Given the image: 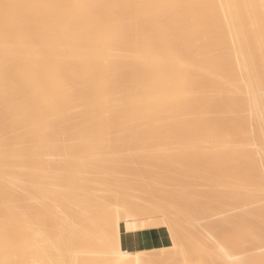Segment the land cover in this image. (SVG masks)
I'll list each match as a JSON object with an SVG mask.
<instances>
[{
  "label": "bare ground",
  "instance_id": "6f19581e",
  "mask_svg": "<svg viewBox=\"0 0 264 264\" xmlns=\"http://www.w3.org/2000/svg\"><path fill=\"white\" fill-rule=\"evenodd\" d=\"M121 224L191 231L196 264H264V0H0V243L21 259L54 233L55 264L186 252L178 233L167 255L123 248Z\"/></svg>",
  "mask_w": 264,
  "mask_h": 264
},
{
  "label": "rangeland",
  "instance_id": "374dc122",
  "mask_svg": "<svg viewBox=\"0 0 264 264\" xmlns=\"http://www.w3.org/2000/svg\"><path fill=\"white\" fill-rule=\"evenodd\" d=\"M199 221H203V220L200 219ZM199 224H200V223H198L197 220H196V222H195V226L197 225L196 227H198V228H199V226H200V229H203V230H204V231L202 230V231L204 232V233H203V232H202V233H203V234L206 233V236L208 235V236H209L208 238H211L210 240L208 239V241H210L211 244H213L212 242H214V248H215V245H216V246H219L218 248H220V244H219L220 242L217 241V240L214 238V236H213L212 234H210V233L213 232V230L210 229V230H208V232H207V230L204 229L206 226H204V228H203V226H201V224H200V225H199ZM121 225H122V224H121ZM186 225H187V224H186ZM191 225H192L193 227H192ZM191 225H190V226L187 225V226H189L191 229H192V228L194 229V227H195L194 224H191ZM183 226H184V225H183ZM163 227H165V226H163ZM189 227H188V228H189ZM166 228H167V227H166ZM182 228H183V227H182ZM190 228H189V229H190ZM198 228H195L194 230L197 232V231H198ZM207 228H208V227H207ZM207 228H206V229H207ZM167 229L169 230V232H170V234H171V237H173V235L176 234V233H178L177 235L179 236V233H181L180 231L174 233L175 231H177L176 228H175L176 230H172V229H170V228H167ZM179 229H181V228L178 227V230H179ZM184 229H187V228H184ZM184 229H182V230H184ZM196 229H197V230H196ZM208 229H209V228H208ZM194 230H193V231H194ZM211 230H212V231H211ZM171 231H173V232H171ZM188 231H189V230H188ZM199 231H200V230H199ZM216 231H217V230H215L214 232H216ZM182 232H187V230H184V231H182ZM189 232L191 233V231H189ZM189 232H188V234H186V233H185V234L189 236ZM197 233H198V232H197ZM199 233H200V232H199ZM199 233H198V234H199ZM207 233H208V234H207ZM216 233H218V232H216ZM195 234H196V233H195ZM210 235H211V237H210ZM17 236H18V235H17ZM182 236L184 237L185 235H182ZM182 236H181V237L179 236L180 239L177 237V239H178V241H179L178 244H179V247H180V248H181V247L183 248V247H185V246L182 244V242L186 241V243L184 242V244H186V248H185L184 250H183L182 248L180 249L181 251H184V252H185V250H186V252H185L184 254H182V257H181V254H178V252H177V256H175L177 260H173L171 263H170V262H168V263H169V264H172V263H173V264H177V263L179 262L178 264H182L181 261L183 260V261H182L183 264H188V262H189V263H192V264H196V263H193V262L187 260V258H188L187 256L192 257L191 254H193V253H192L193 249H192L191 247H188L189 241H190V242H191V241L193 242L195 239L192 240V238H193V237L191 238L192 234H191V236L189 237L191 240L186 239V238H188V236H187V237L185 236L186 238H184V239H185V240H184ZM193 236H194V235H193ZM195 236H196V235H195ZM195 236H194V237H195ZM206 236L204 237V235H202L201 238H202V239L207 238ZM216 236L219 237V235H216ZM51 237H52L53 239H51ZM54 237H55V236H54V233H51V235L49 236V239H47V240H49V243H50V245H52V246H49V243H48L47 240H44V241L41 242L40 247L42 248V254H39V253H40V248H39V247H35L34 249H32L33 252L30 251V253L32 252L31 254L28 252V250H30V249H27V253H29V254H27V253H26V254L29 255V256L31 255L30 259L28 258L29 256H28V257L25 256V255H26L25 253H23V254L21 253V254H22V256H20L21 259L16 258L17 260H19V262H17V260H16L15 258L13 259V257H16V256H13L14 254L12 255V253H11V255H10V249L13 251V249L15 248V246H16L17 244H16L15 246L13 245V246H14V247H13V246L10 244V242H9V244L11 245V247L9 248V251L7 250L6 247H4V248H5L7 251L2 247V246H6V245H8V247H9V244L7 243V242H8V240H7L8 238H7V239H6V242H4V241H5V240H4L2 243H0V244L2 245V246L0 245V247H2V249H4L3 251H5V254H8V257H10V258H8V257H6V258H8V259H10V260H9V261H7L8 259H5V260H4L5 256H4L3 258H1V257H0V258L3 259L2 261H4V262L6 261L7 264H13V263H12L13 261H14V264H15V263H16V264H21V263H20V260H22V257H23V258L25 257V258H24L25 260H24V259L22 260V261H23L22 264H42V263H44V264H55V263H56V258H55L56 255H55V253H54V252H55V245L53 244V242H54L53 240H55ZM16 239H17V243H18V245H20V243L18 242V240H19V236L16 237ZM174 239H175V237H174ZM174 239L172 240L173 242H174ZM198 239H200V236H199V235H198ZM180 240H181V241H180ZM183 240H184V241H183ZM212 240H213V241H212ZM1 241H2V240H1ZM1 241H0V242H1ZM196 241H197V245H198V242H199V243H202V244H200V248H199V245L197 246L198 249H195V247H194L195 252H196L197 250L199 251V249L202 248V245H203L204 247H205V245H206V242H201V241H204V240H201V239H200V240L198 241V240H197V237H196ZM196 241H194V243H195ZM205 241H206V240H205ZM208 241H207V242H208ZM211 241H212V242H211ZM216 241L219 242V243H217ZM46 242H47V243H46ZM173 242H171V244H170L171 247H170V246H169V247H168V246H167V247H164V248H166L167 250L170 248L169 250H171V253H172V249L174 250V247H173V246L175 245V244L172 245ZM192 242H191V243H192ZM54 243H55V242H54ZM203 243H204V244H203ZM43 244H44V245H43ZM24 245H25V244H24ZM45 245H46V246H45ZM47 245H48V247H47ZM180 245H181V246H180ZM190 245H192V244H190ZM195 245H196V244H195ZM195 245H192V246H195ZM209 245H210V244H209ZM22 246H23V245H22ZM37 246H38V245H37ZM66 246H67V247H65V249L68 250L69 247H68V245H66ZM210 246H211V245H210ZM12 247H13V248H12ZM25 247H27V245H26ZM31 247H32V246H31ZM49 247H50L51 249H50ZM53 247H54V250H53ZM97 247H99L98 250H96ZM97 247L95 246L96 249H95L94 247H92V248L90 247V251H91V249H92V251H93V249H95L96 251H99V250H100L99 252H101L102 249H101L100 247H102V246H98V245H97ZM207 247H208V246H207ZM207 247L205 248L206 250H207ZM211 247H212V246H211ZM16 248H18V247H16ZM19 248H20V247H19ZM87 248H88V247H86V249H87ZM160 248H161V247H160ZM164 248H161V249L158 248L157 251H156V249H153V247H150V248H143V249H138V250H131V251H133V252H139V251H143V250H145V251H150V250H151L152 253L159 254V251L161 250V251H160L161 254H162V252H163V253L165 252V254H166L167 250L164 249ZM171 248H172V249H171ZM188 248H191V249H190V252H189V253H191V254H187V253H188L187 251H189ZM212 248H213V247H212ZM212 248H211V249L209 248L210 251H209V249H208V251L202 250L203 253L206 252L207 255L210 254L211 257H210V256L207 257V256H205V253H204V256L207 257L208 259H209V257H210V259L213 258L212 255H214V253H213L212 251H213L214 248H213V249H212ZM216 248H217V247H216ZM218 248H217V250L214 249V251H217L218 254H219V249H218ZM0 249H1V248H0ZM24 249H25V248H24ZM45 249H46V250H45ZM47 249H48V251H47ZM49 249H50V250H49ZM79 249H80V248H79ZM202 249H204V248H202ZM14 250L16 251V249H14ZM80 250H81V249H80ZM80 250H79L80 256H79V253H77L78 250H76L75 254L77 253V255H75V257L78 258V259L81 258V259H79L78 261L80 262V260H81V263H80V264H82V257H81V255H82L83 253H85L84 251H86V252L89 253V250H85V249H83L84 251H81L82 253L80 252ZM95 250L93 251V253H94L95 255L91 254L92 251H91V253H89L90 256L94 257L93 260H91L92 258H91L90 260L93 261L94 264H95V263H96V264H98V263H99V264H101V263L104 264V263H105V262H104L105 259L103 258V257H104V255H102L103 253L101 252V257H102V259H104V260H102L103 262H102V261H99V262H98V260L100 259V257H98V255H99L100 253L98 252V253H99V254H98L97 252H95ZM154 250H155L156 252H155ZM163 250H164V251H163ZM180 250H178V251L181 252ZM3 251H2V253H3ZM15 251H14V252H15ZM17 251H18V250H17ZM23 251H24V250H23ZM43 251H44V252H43ZM52 251H54V252H52ZM151 251H150V252H151ZM198 251H197V252H198ZM200 251H201V250H200ZM20 252H22V251H20ZM25 252H26V250H25ZM47 252H48V253H47ZM50 252H51V254H49ZM67 252H68L67 257H69V259H70V257H72V253H71L70 251H67ZM157 252H158V253H157ZM168 252L170 253V251H168ZM168 252H167V253H168ZM197 252H196V253H197ZM208 252H212V253H208ZM16 253H18V252H15V254H16ZM33 253H34V254H33ZM58 253L60 254L59 251H58ZM58 253H56V254H58ZM96 253H97L98 255H97ZM169 253H168V254H169ZM181 253H183V252H181ZM196 253H195V254H196ZM200 253H202V252H200ZM220 253L222 254L221 251H220ZM48 254H49L50 256H48ZM69 254H71V256H70ZM211 254H212V255H211ZM3 255H4V253H3ZM17 255H18V257H19V254H17ZM38 255H40V256H38ZM42 255H43V257H42ZM46 255H47V256H46ZM83 255L86 256V253L83 254ZM83 255H82V256H83ZM166 255H167V254H166ZM175 255H176V254H175ZM196 255H197V254H196ZM202 255H203V254H202ZM215 255H216V254H215ZM219 255H220V254H219ZM219 255H218V257H220V259L222 258V260H224L225 257H226L224 254H223V256H225V257H222L221 255L219 256ZM6 256H7V255H6ZM12 256H13V257H12ZM78 256H79V257H78ZM95 256H96V260L98 259V260H97L98 263H97L96 261H94V260H95ZM204 256H203V257H204ZM32 257H34V259H32ZM37 257H38V258H37ZM39 257H41V258H39ZM44 257L47 258L48 260H50L51 262H50V261H49V263L44 262V261H48L47 259H44ZM56 257H57V261H60L59 258H58V255H57ZM87 257H88V255H87ZM87 257H85V258H86L85 261H86V262H89L88 264H93L92 262L90 263V260L88 261ZM180 257H181V259H182L181 261L178 259V258H180ZM184 257H187V258L185 259ZM193 257H194V256H193ZM200 257H201V256H200ZM203 257H202V259H203ZM26 258H28V259H26ZM35 258H36L37 260H35ZM54 258H55V259H54ZM83 258H84V257H83ZM194 258H195V257H194ZM197 258H198V260H199V263H198L197 259H196V260L193 259V260H194L195 262L197 261V263L200 264V263H201L200 261H201L202 259L200 260L199 257H197ZM226 258H227V257H226ZM39 259H40V260H39ZM60 259H61V258H60ZM184 259H185V260H184ZM190 259L192 260V258H190ZM204 259H205V258H204ZM204 259H203V260H204ZM210 259H209V261H210ZM214 259H215V258L211 259V262H209V263H210V264H213L214 262L212 263V260L214 261ZM27 260H28V261H27ZM100 260H101V259H100ZM186 260H187V261H186ZM205 260L208 261L207 259H205ZM217 260H219V259H216V261H217ZM0 261H1V260H0ZM2 261H1V262H2ZM10 261H12V262H10ZM24 261H25V262H24ZM39 261L42 262V263H39ZM83 261H84V259H83ZM206 261H205V263H206ZM1 262H0V263H1ZM4 262H3V264H5ZM8 262H9V263H8ZM52 262H53V263H52ZM54 262H55V263H54ZM79 262H78V263H79ZM86 262L83 263V264H86ZM100 262H101V263H100ZM185 262H187V263H185ZM202 262H203V261H202ZM221 262H223V261H220V263H221ZM225 262L228 263L227 260H226ZM57 263H58V262H57ZM69 263H70V262H69ZM75 263H76V262H74V264H75ZM159 263L161 264V262H159ZM203 263H204V262H203ZM205 263H204V264H205ZM216 263H218V262H216ZM216 263H215V264H216ZM226 263H225V264H226ZM60 264H61V263H60ZM70 264H71V263H70ZM151 264H155V263H151ZM156 264H158V262H156ZM162 264H163V263H162ZM164 264H165V263H164ZM201 264H202V263H201ZM206 264H207V263H206Z\"/></svg>",
  "mask_w": 264,
  "mask_h": 264
},
{
  "label": "crops",
  "instance_id": "0c3cea01",
  "mask_svg": "<svg viewBox=\"0 0 264 264\" xmlns=\"http://www.w3.org/2000/svg\"><path fill=\"white\" fill-rule=\"evenodd\" d=\"M171 239L169 230L163 226H155L144 230L126 231L124 226L121 225V246L130 250L167 247L170 246Z\"/></svg>",
  "mask_w": 264,
  "mask_h": 264
}]
</instances>
